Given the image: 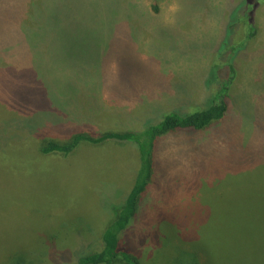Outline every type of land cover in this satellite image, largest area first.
<instances>
[{"label": "rangeland", "instance_id": "374dc122", "mask_svg": "<svg viewBox=\"0 0 264 264\" xmlns=\"http://www.w3.org/2000/svg\"><path fill=\"white\" fill-rule=\"evenodd\" d=\"M239 1L57 0L51 45L0 41V264H76L102 248L132 186L137 145L39 147L206 107ZM30 2L0 0V32ZM255 23L223 119L154 144L151 181L121 233L139 264H264V3Z\"/></svg>", "mask_w": 264, "mask_h": 264}, {"label": "trees", "instance_id": "16d2710c", "mask_svg": "<svg viewBox=\"0 0 264 264\" xmlns=\"http://www.w3.org/2000/svg\"><path fill=\"white\" fill-rule=\"evenodd\" d=\"M33 1L28 4L32 11L26 13V16L23 14L18 17L17 14L9 16L10 25L6 24V30L0 32V35H5L4 38L0 36V41H6L7 44L12 46L21 41L15 42L17 37H23L24 41H33L31 43L33 46H37L38 42L40 46H49L52 41H55V28L56 25L60 24L58 17L55 15L58 9L57 0ZM263 3L264 0H240L234 7L233 19L227 26L226 37L222 40L221 47L217 52L221 60L217 63H224L219 72L220 77L223 79H216L220 86L214 91L215 94L209 97L206 107L196 110L191 109V111L186 112H167L158 121L147 123L141 131L106 130L97 136L83 132H70L67 135L69 139L66 141L49 139L41 144L39 147L41 154L54 152L68 154L81 143L97 144L108 140L133 142L137 145L139 163L132 186L123 205L117 209L101 234L102 248L99 251L80 256L76 264H114L117 261H122L125 264H139L138 260L129 251L122 250L121 233L135 216L140 197L151 181L154 144L159 137L170 132L203 130L212 123L223 119L228 109L226 98L229 86L237 74L235 59L256 33V11ZM27 23L32 25L30 29L24 28ZM26 27H28V24ZM30 30L31 33H29ZM209 83H211L209 85L213 84L212 82ZM44 87H47V85ZM180 263L183 264L178 259L174 262V264Z\"/></svg>", "mask_w": 264, "mask_h": 264}]
</instances>
